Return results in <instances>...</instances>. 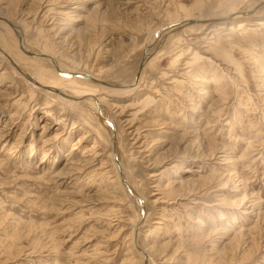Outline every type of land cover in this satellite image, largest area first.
Here are the masks:
<instances>
[{
	"label": "rangeland",
	"instance_id": "374dc122",
	"mask_svg": "<svg viewBox=\"0 0 264 264\" xmlns=\"http://www.w3.org/2000/svg\"><path fill=\"white\" fill-rule=\"evenodd\" d=\"M0 264H264V0H0Z\"/></svg>",
	"mask_w": 264,
	"mask_h": 264
},
{
	"label": "bare ground",
	"instance_id": "6f19581e",
	"mask_svg": "<svg viewBox=\"0 0 264 264\" xmlns=\"http://www.w3.org/2000/svg\"><path fill=\"white\" fill-rule=\"evenodd\" d=\"M10 1V0H9ZM70 2V1H69ZM73 2V1H72ZM8 3V2H7ZM165 3V2H164ZM37 4V3H36ZM72 4V3H71ZM68 5V4H67ZM195 5V4H194ZM8 7V6H7ZM62 10H65V8L64 9H62ZM6 11H8V10H6ZM211 11H212V9H211ZM44 12V11H43ZM19 13V12H18ZM40 13H41V11H40ZM40 13L38 14V16H34V17H29L28 16V14H26L25 16H26V18L25 19H29L28 20V22L26 21V20H23L26 24L27 23H29V25L31 24V23H35L36 21H37V19L39 20V22L38 23H40V25H44L45 26V28L47 29V32L49 33V34H52V36H54V37H56V39L59 41L60 40V34H61V31L62 30H60V24H58V25H56V24H54V22H51L50 24H48L49 23V16H48V14H47V16L48 17H43V16H41L40 17ZM20 14V13H19ZM43 14V13H42ZM70 14V13H69ZM235 14V13H234ZM241 14V13H240ZM24 15V14H23ZM239 15V14H238ZM44 16H45V14H44ZM71 16V15H70ZM240 16V15H239ZM191 17V16H190ZM8 18V17H7ZM237 18V17H236ZM11 19V18H10ZM234 19V18H233ZM22 20V19H21ZM52 20V19H51ZM50 20V21H51ZM187 20V19H186ZM190 20V19H189ZM18 21V20H17ZM22 21V22H23ZM54 21V20H53ZM57 21V20H56ZM223 22V21H222ZM57 23V22H56ZM197 23V22H196ZM173 24V23H172ZM185 24H187L186 22H183V23H181V25H180V28L181 27H184L185 26ZM28 25V26H29ZM11 27H13L12 25H10ZM33 26V25H32ZM171 27V26H170ZM16 28V27H15ZM13 29V28H12ZM25 29V28H24ZM63 29H65L64 27H63ZM173 29H174V27H173ZM176 30H177V28H176ZM12 31H16V30H12ZM171 31V30H170ZM169 31V32H170ZM174 31V30H173ZM17 32V31H16ZM160 33V32H159ZM158 34V33H157ZM156 34V36H158ZM182 35V34H181ZM16 36H17V39H18V47H19V51L20 52H22L24 55H27V56H29V57H39L38 55H35V54H31V53H29V52H27L25 49V44H24V42L22 41V39H21V35H19L18 33L16 34ZM152 36V35H151ZM154 36H155V34H154ZM154 36L152 37V40H151V42H153L155 39H154ZM63 37V36H62ZM53 38V37H52ZM57 40H56V42H57ZM63 40H61L60 42H62ZM107 43V42H106ZM57 45H59L60 43L59 42H57L56 43ZM62 44V43H61ZM66 44V43H65ZM44 47H48L49 48V46H48V44H47V46H44ZM44 47H43V45H42V52H43V54L45 55V53H46V49H44ZM57 47V46H56ZM51 48V47H50ZM58 49V48H57ZM48 50H50L51 52H52V50L51 49H48ZM47 50V51H48ZM13 51V50H12ZM98 51V50H97ZM104 51V50H103ZM106 51H108V50H106ZM3 52V51H2ZM109 52V51H108ZM48 53V52H47ZM110 53V52H109ZM5 54V53H4ZM66 54V53H65ZM76 54V53H75ZM99 54V53H98ZM47 55V54H46ZM54 55V54H53ZM67 55V54H66ZM65 55V56H66ZM88 55V54H87ZM196 55V54H195ZM76 56V55H75ZM198 56V55H197ZM39 58H41V57H39ZM55 58V57H54ZM89 58V57H88ZM92 58V57H91ZM147 58H148V56H147ZM45 59H48L54 66H55V72H56V74H59L60 75V77H62V78H64V79H67V86H72L71 88H72V91H73V93L75 94V95H77V96H83V98H85V97H89L90 98V100H92L94 103H99V101H100V97H98V98H95L93 95H92V93H94L95 92V90L94 89H90V88H82V85H81V87H79L78 86V84L76 83V82H74V80L72 81L71 79H74V77H77L78 75H75V74H71V73H66V72H62V67L61 66H63V63H62V60L60 61V63L58 62V61H56V60H54L52 57H48V58H46L45 57ZM68 59V58H67ZM144 59V58H143ZM146 59V58H145ZM187 59V58H186ZM76 61V60H75ZM81 61V60H80ZM193 62H194V60H193ZM192 62V63H193ZM74 62H72V65H74L73 64ZM89 63V62H88ZM11 64H12V66L14 67V70H15V64L13 63V62H11ZM65 64V63H64ZM91 64V63H90ZM190 65V63H188L187 64V66H189ZM70 66V65H69ZM73 67H75V65L73 66ZM76 67H77V65H76ZM88 67V66H87ZM146 67V66H145ZM72 68V67H71ZM101 69V68H100ZM85 70V69H84ZM95 70V69H94ZM70 72V71H69ZM101 72V71H100ZM14 73H17L20 77H24L27 81H30V83L32 82V84H35L36 86H37V82H36V79H35V81H32L31 80V77H28L27 75H26V73L23 71V70H19V69H17L16 68V70H15V72ZM142 74V73H141ZM18 76V77H19ZM91 76V75H90ZM40 77H43V76H40ZM44 78V77H43ZM43 78H40V79H38V80H42ZM70 79V80H69ZM82 79H84L85 81H87V82H89L90 83V81L91 82H93V83H95V81L94 80H91L89 77H82ZM145 79V78H144ZM142 80V81H141ZM59 82V80H57V82L54 80V78H48L47 80L46 79H44V82H42L41 81V83L42 84H44V85H46V87L45 86H43V88L42 89H46V90H50V92H53V96H51V98L53 99V100H55V99H59L60 98V96H62V97H64L65 99L64 100H66L68 97L67 96H65V95H63V94H61V92L59 91V90H62L63 88L61 87V86H58V83ZM101 82V81H100ZM61 83V82H60ZM92 83V84H93ZM102 83V82H101ZM97 84V83H96ZM143 84V79H142V77L140 76V78L138 79V80H135L134 82H133V84H131L130 86H127V88H129V87H132V89L134 88H138L139 86H141ZM152 84V83H151ZM34 85V86H35ZM61 85V84H60ZM109 85V84H108ZM157 85V84H156ZM40 86V85H39ZM39 86H37V88H39ZM97 86V85H96ZM121 87V86H120ZM41 88V87H40ZM125 88V87H124ZM124 88H119L120 90H118V89H115L116 91H118V93H119V91H121L122 89H123V91L125 90ZM126 88V89H127ZM140 88V87H139ZM129 90H131V88L129 89ZM136 90V89H135ZM128 91V90H127ZM46 92V91H45ZM45 94V93H44ZM157 96V95H156ZM74 98V97H73ZM103 98V97H102ZM145 98V97H144ZM67 100H69V99H67ZM74 100V99H73ZM103 100V99H102ZM101 100V101H102ZM105 100V99H104ZM146 101H148V100H150L149 98H146L145 99ZM70 101V100H69ZM35 102V101H34ZM132 102V101H131ZM101 108V107H100ZM101 111H103V110H101ZM104 112H102V114H103ZM121 113V115L123 114V112L121 111L120 112ZM118 115H119V113H118ZM124 115V114H123ZM103 117V119H106V117H105V115H103L102 116ZM108 119V118H107ZM106 119V120H107ZM135 120H136V118H135ZM129 122V121H128ZM109 124V123H108ZM147 124V123H146ZM125 125V124H124ZM128 126L129 125H131V124H127ZM112 126V125H111ZM131 127L132 126H129L128 128H127V130L129 131V130H131ZM132 129H133V127H132ZM129 134H130V136L132 137V141L133 142H135V143H132L131 142V144H132V146H134L133 144H138L139 142H140V139H145L144 137H143V135H141V133H133V131H130L129 132ZM145 136V135H144ZM147 137V136H146ZM135 138V139H134ZM143 143V142H142ZM142 145V144H141ZM148 148L147 147V145L145 144L144 145V143H143V146H141V147H139L138 146V148ZM143 150H145V149H143ZM142 153V152H141ZM214 153V152H213ZM153 177V176H152ZM150 178V177H149ZM113 184V183H112ZM135 247H138L136 244H135ZM139 249V248H138ZM139 252L141 253V255H144V254H147L146 252H145V250L144 249H139ZM159 255V254H158ZM161 259V258H160Z\"/></svg>",
	"mask_w": 264,
	"mask_h": 264
},
{
	"label": "water",
	"instance_id": "95a60500",
	"mask_svg": "<svg viewBox=\"0 0 264 264\" xmlns=\"http://www.w3.org/2000/svg\"><path fill=\"white\" fill-rule=\"evenodd\" d=\"M193 23V22H192Z\"/></svg>",
	"mask_w": 264,
	"mask_h": 264
}]
</instances>
